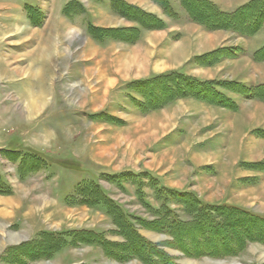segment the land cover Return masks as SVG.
Returning <instances> with one entry per match:
<instances>
[{
    "label": "rangeland",
    "instance_id": "374dc122",
    "mask_svg": "<svg viewBox=\"0 0 264 264\" xmlns=\"http://www.w3.org/2000/svg\"><path fill=\"white\" fill-rule=\"evenodd\" d=\"M126 1L158 11L151 0ZM186 16L164 15L169 26L150 29L112 0H0V209L3 196L18 195L20 204L9 229L0 220V237L21 239L12 231L25 221L23 243L44 234L66 239L52 257L21 263L8 254L22 243L1 238L0 264H144L74 241L85 230L125 241L109 206L89 196L94 182L176 264H264L263 243L232 257L195 258L148 222L167 211L191 220L175 193L264 216V96L252 95L264 66L231 59L244 47L239 33H208ZM92 25L105 29L102 38ZM132 26L141 28L137 39L116 30ZM254 38L263 44L264 29ZM163 75L171 95L158 83L150 106L141 83ZM173 76L215 83L224 104L182 95Z\"/></svg>",
    "mask_w": 264,
    "mask_h": 264
},
{
    "label": "trees",
    "instance_id": "16d2710c",
    "mask_svg": "<svg viewBox=\"0 0 264 264\" xmlns=\"http://www.w3.org/2000/svg\"><path fill=\"white\" fill-rule=\"evenodd\" d=\"M153 1L159 4L168 16H177L170 0ZM180 1L190 19L209 30L228 29L241 35L251 36L264 26V0H250L234 12H224L210 0ZM112 4L119 14L139 23L141 28L161 29L165 27V22L160 17L128 3L126 0H112ZM140 27H122L116 30L124 36L125 40L129 38L137 39L141 33ZM90 29L98 32L96 36L99 38H102L105 32L103 27L94 25ZM255 55L259 60H264V46L256 51ZM161 77L163 80L154 78L141 83L144 94L149 95L148 102L150 106H152V102L157 103L155 102V95L152 96V94L156 93H152V91L156 90L158 83H160V90L165 89V97L171 95L168 90L171 89V82L164 80V77L169 78L170 75ZM175 77L177 81L180 78L182 79L179 88L182 95L188 94L189 96L204 99L212 98L213 100L211 101L224 104L220 98L222 93L217 91L215 83L183 76H173L170 80L172 78L175 79ZM187 91L190 92L186 93ZM252 95L264 96V84L254 86ZM90 188L89 196L94 195L102 199L109 206V211L116 215L115 220L119 228L118 231L125 238V241L120 243L110 242L102 235L90 230L79 231L78 235L74 236V241L78 239L79 242L97 243L103 247L107 254L113 255L114 258L118 259H122L124 256L128 258L135 256L144 264H176L170 254L138 233L135 225L130 222L128 215L123 212L121 206L112 202L104 190L99 188L98 184L94 182ZM172 194L174 195V192ZM175 195L180 198L185 197L183 203L187 205L186 209L191 216V220L182 221L171 218L169 217L171 216L170 211H167L157 222H148L158 225L161 228L160 230L170 233L173 238L172 243L181 249L186 256L195 258L204 256L226 258L238 255L252 242L257 241L264 244V216L238 207L209 206L196 198H190L191 196L186 195V193H175ZM139 220L141 223H147L146 220ZM65 243L66 239L63 236L44 234L36 240L13 247L8 255L10 257L12 255L19 257L21 263H23V257H27L30 260L49 258ZM115 248L120 249L122 252L129 249L130 252L127 255L125 252H114Z\"/></svg>",
    "mask_w": 264,
    "mask_h": 264
},
{
    "label": "crops",
    "instance_id": "0c3cea01",
    "mask_svg": "<svg viewBox=\"0 0 264 264\" xmlns=\"http://www.w3.org/2000/svg\"><path fill=\"white\" fill-rule=\"evenodd\" d=\"M178 1H179L180 5L182 7V11L176 10L174 5H173V3H172V0H170V3L172 5L174 11L177 13L178 17L183 15V14L187 15L186 18L189 20L190 23H193V24L201 27L205 32L216 33L215 30H209L206 27H204L203 25L191 20L189 15H188V13L183 8V6L181 4V1L180 0H178ZM210 1H212L214 4H216L218 6V8L220 10L224 11V12H234L240 6L248 3L250 0H210ZM151 2L154 3V5L157 7L158 11L157 12L150 11V12L155 14V15H157L162 20H163V18L165 20V17H167V14L164 12L163 8L159 4L154 2L153 0H151ZM160 11H161V14L159 15ZM164 15H165V17H164ZM165 24H166V26H165V29H166L169 26L168 25L169 23L167 22V20H166ZM263 29H264V26L262 27L261 30H259L257 33H255L254 35H251V36H247V35L245 36V35L238 34L237 36L241 37L242 40L244 41V43H243L244 47L242 46V48H241L242 52L240 53V55L237 58H231V59L232 60H236V61H240L241 59H248L253 64H258L257 66H264V60H259L258 61L257 59H254V53L257 50H259L262 46H264V43L262 44V42H261L262 45L260 44L261 46L260 45H256L257 41H255L256 39L254 37L256 35H258ZM228 33L234 34V32L231 31V30H228ZM254 41L256 42V44H255ZM250 44H252V45L255 44V46H250ZM242 81H244V80H242ZM244 82L247 83V81H244ZM247 84H249V83H247ZM255 84H264V81L263 82H259V83H255ZM16 196H18V195L5 196V197L3 196V198H6V200H5V202H3L4 209H0V220H2L4 222V224H1L2 227H6L7 229H9L8 227H10L8 223H12L14 220H16L14 218L16 217L17 210L20 208V204L17 202L18 200H16ZM3 198H1V199L4 200ZM20 225H21L20 226V231H19L20 233L12 231V230H10V231H12V232H14L16 234H19L21 239H14L12 236H7V237L4 236V237H0V239L1 238H5L8 241V238L10 237V239H12V240L14 239L15 241H17L18 244L23 243L25 240L28 239V236H27L28 235V230H27L28 224L25 221H22V222H20ZM17 243H15L14 245H17Z\"/></svg>",
    "mask_w": 264,
    "mask_h": 264
},
{
    "label": "bare ground",
    "instance_id": "6f19581e",
    "mask_svg": "<svg viewBox=\"0 0 264 264\" xmlns=\"http://www.w3.org/2000/svg\"><path fill=\"white\" fill-rule=\"evenodd\" d=\"M40 107V106H39ZM4 243V241L3 242H1V244H3Z\"/></svg>",
    "mask_w": 264,
    "mask_h": 264
}]
</instances>
